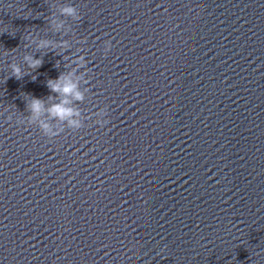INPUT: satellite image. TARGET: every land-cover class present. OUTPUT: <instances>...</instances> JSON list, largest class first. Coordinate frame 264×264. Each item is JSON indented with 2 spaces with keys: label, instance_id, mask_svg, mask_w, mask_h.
Returning a JSON list of instances; mask_svg holds the SVG:
<instances>
[{
  "label": "clouds",
  "instance_id": "obj_1",
  "mask_svg": "<svg viewBox=\"0 0 264 264\" xmlns=\"http://www.w3.org/2000/svg\"><path fill=\"white\" fill-rule=\"evenodd\" d=\"M63 16H68L74 20H79L80 15L75 6L69 5L67 7H63L61 9V17ZM49 24H50V29L54 25V33H61V29L64 27L63 22H56L55 20L51 19V16L49 17ZM25 40L27 41V45H33L35 44L36 50H56L59 49L61 53L67 52L69 49H71L68 46V40L67 39H62L59 41L48 39V38H40L38 35H33L29 33L26 37ZM106 47L104 49V55L106 56L111 48L112 44L111 41H106ZM79 43H83V40L79 41ZM82 50L80 48L77 49V53L81 52ZM47 54V53H46ZM67 57V58H66ZM72 57L74 58H69L68 56H64L63 58L65 60L70 59V63L66 65L70 70L61 72L59 76L55 79H49L47 81V88L49 89L50 93H55L58 96H63L64 99L61 100L58 103L52 104L47 111L49 114L54 118V119H59L61 121L66 122L69 125L70 129H75L76 131L80 130L82 127L81 122L76 119L80 115L78 111L75 109L69 107L68 105L71 103V101L68 99V97H72L73 99L77 101H83L84 96L83 93L79 90V82L77 80H73V75L76 74L77 72H83L84 74V80H85V85L88 83L87 73L88 69L86 68V59L85 55H76ZM24 63L27 65L29 69L32 70H37L40 68L44 60L43 58H36L33 55H25L24 56ZM71 65H75L72 67ZM9 68L11 70L12 76L15 77L16 79H20L24 77L25 73L21 69L19 65L14 64L13 62L9 64ZM79 69H84V71H79ZM88 89L87 87H85ZM50 99H53L54 97L49 95ZM45 109V102L44 98H37L34 96H31V98L26 102V110L28 114L31 116L32 120H36L42 110ZM9 121H11L10 118H8ZM18 123V122H17ZM108 123L107 119H103V122L97 120L96 124L100 125L103 127L105 124ZM21 124V123H19ZM28 125V124H27ZM29 126V125H28ZM39 130L44 134L45 137L49 138V140H52L55 138L56 135H59L60 133H56L54 130H52L48 124L46 123H41L38 125Z\"/></svg>",
  "mask_w": 264,
  "mask_h": 264
}]
</instances>
